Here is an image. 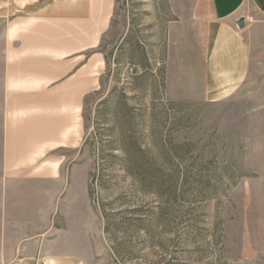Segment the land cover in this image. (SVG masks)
Listing matches in <instances>:
<instances>
[{"label":"rangeland","instance_id":"1","mask_svg":"<svg viewBox=\"0 0 264 264\" xmlns=\"http://www.w3.org/2000/svg\"><path fill=\"white\" fill-rule=\"evenodd\" d=\"M248 16L242 89L218 103L176 101L171 0H116L90 51L104 67L83 127L53 152L64 198L55 237L92 242L94 264H264V22Z\"/></svg>","mask_w":264,"mask_h":264},{"label":"crops","instance_id":"2","mask_svg":"<svg viewBox=\"0 0 264 264\" xmlns=\"http://www.w3.org/2000/svg\"><path fill=\"white\" fill-rule=\"evenodd\" d=\"M115 5L0 0V264H94L87 254L92 242L55 237L63 171L53 152L64 146V134L83 127L93 75L104 67V57L94 61L90 51ZM171 10L168 96L205 103L232 98L250 74L254 40L238 21L248 24L255 10L264 22V0H171ZM257 37L262 41L264 33Z\"/></svg>","mask_w":264,"mask_h":264},{"label":"water","instance_id":"3","mask_svg":"<svg viewBox=\"0 0 264 264\" xmlns=\"http://www.w3.org/2000/svg\"><path fill=\"white\" fill-rule=\"evenodd\" d=\"M238 26H239L240 29H244L245 28V19L244 18H241L238 21Z\"/></svg>","mask_w":264,"mask_h":264},{"label":"flooded vegetation","instance_id":"4","mask_svg":"<svg viewBox=\"0 0 264 264\" xmlns=\"http://www.w3.org/2000/svg\"><path fill=\"white\" fill-rule=\"evenodd\" d=\"M61 173H62V171H61ZM62 176H63V174L61 175L60 179L62 178Z\"/></svg>","mask_w":264,"mask_h":264}]
</instances>
